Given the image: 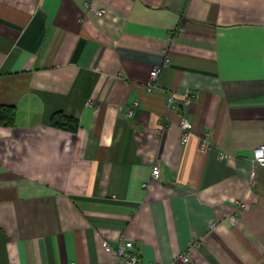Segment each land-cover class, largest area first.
Segmentation results:
<instances>
[{"label": "crops", "instance_id": "0c3cea01", "mask_svg": "<svg viewBox=\"0 0 264 264\" xmlns=\"http://www.w3.org/2000/svg\"><path fill=\"white\" fill-rule=\"evenodd\" d=\"M0 106V264H264V0H0Z\"/></svg>", "mask_w": 264, "mask_h": 264}, {"label": "built area", "instance_id": "2783aa9c", "mask_svg": "<svg viewBox=\"0 0 264 264\" xmlns=\"http://www.w3.org/2000/svg\"><path fill=\"white\" fill-rule=\"evenodd\" d=\"M97 15H102L104 10L98 9L95 10ZM166 53V52H165ZM170 63V58L168 55H165L162 62L158 65L153 67L148 76V80L146 81V90L148 92L154 91L156 89V80L158 77V73L161 67H165ZM192 99V94L186 92L182 94V103L187 104ZM178 101L176 93L171 92V94L166 99V106L169 110L175 108V104ZM89 105H93L92 102L88 103ZM138 106L137 102H133L131 107L127 111V116H132L133 109ZM179 126L182 131V144L186 143L189 137L190 132L192 131V124L191 122L184 116L180 117ZM200 148L203 150L211 151L215 149L214 144L209 140V135L206 133L201 138L200 141ZM217 157L219 160H227L229 158L228 154L222 151L217 153ZM252 162L254 166H259L264 169V143L257 146L253 153H252ZM160 177V168L159 166L155 165L151 168L150 171V180H158ZM143 187H146V183L142 184ZM237 214V213H236ZM236 214H233L230 217V222L234 223L236 220ZM103 249L106 253L112 255V264H155V263H142L137 253L133 249V244L130 241L119 240L115 244H110L107 241H103ZM180 260L184 263L188 262L189 258L188 255H182Z\"/></svg>", "mask_w": 264, "mask_h": 264}, {"label": "trees", "instance_id": "16d2710c", "mask_svg": "<svg viewBox=\"0 0 264 264\" xmlns=\"http://www.w3.org/2000/svg\"><path fill=\"white\" fill-rule=\"evenodd\" d=\"M14 115H15V109L11 106H0V123L4 124L6 126H12L14 122ZM60 116V115H58ZM64 119L61 118L58 120H54L53 124L56 126H63ZM66 124V121H65Z\"/></svg>", "mask_w": 264, "mask_h": 264}]
</instances>
